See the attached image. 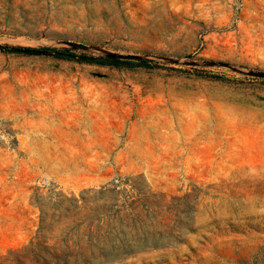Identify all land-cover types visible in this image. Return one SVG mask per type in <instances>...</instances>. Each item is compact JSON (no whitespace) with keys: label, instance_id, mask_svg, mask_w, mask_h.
I'll use <instances>...</instances> for the list:
<instances>
[{"label":"rangeland","instance_id":"rangeland-1","mask_svg":"<svg viewBox=\"0 0 264 264\" xmlns=\"http://www.w3.org/2000/svg\"><path fill=\"white\" fill-rule=\"evenodd\" d=\"M0 264H264V0H0Z\"/></svg>","mask_w":264,"mask_h":264},{"label":"trees","instance_id":"trees-1","mask_svg":"<svg viewBox=\"0 0 264 264\" xmlns=\"http://www.w3.org/2000/svg\"><path fill=\"white\" fill-rule=\"evenodd\" d=\"M19 50L20 51H25L26 49L19 48ZM31 51L56 53L59 57H62V58L73 57V56H67V55H65V54H63L61 52H57L56 50H53V49H39V50H31ZM81 60L84 61V62H95V61H97V60L90 59L87 56H82ZM98 61H100L102 63H105V64L114 65V66H121V65H124V64H129L128 61H123V60L115 59V58H113V59H103V60H98Z\"/></svg>","mask_w":264,"mask_h":264}]
</instances>
